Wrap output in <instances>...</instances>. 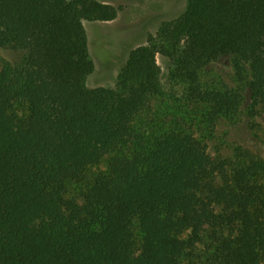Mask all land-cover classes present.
Returning a JSON list of instances; mask_svg holds the SVG:
<instances>
[{
  "label": "trees",
  "instance_id": "obj_1",
  "mask_svg": "<svg viewBox=\"0 0 264 264\" xmlns=\"http://www.w3.org/2000/svg\"><path fill=\"white\" fill-rule=\"evenodd\" d=\"M118 15L99 0H0V49L26 54L0 67V264H264V159L206 143L238 121L244 88L250 115L264 110V0H187L115 88H91L85 22ZM222 54L236 89L201 83Z\"/></svg>",
  "mask_w": 264,
  "mask_h": 264
},
{
  "label": "rangeland",
  "instance_id": "obj_2",
  "mask_svg": "<svg viewBox=\"0 0 264 264\" xmlns=\"http://www.w3.org/2000/svg\"><path fill=\"white\" fill-rule=\"evenodd\" d=\"M106 3L119 9L117 19L85 22L90 55L96 65L94 74L88 80L91 88H115L117 77L130 53L147 44L148 38L155 35L163 24L178 20L185 12L187 0H109ZM25 56V52L20 50L0 49V67L7 64L19 67ZM157 60L161 67L162 80L168 84L169 73L174 67L173 62L161 54L157 56ZM200 76L202 85L207 88L219 87L225 90L239 86L235 77L233 57L230 54H222L204 65ZM244 95L246 100L238 121L232 123L222 119L213 136L206 140L212 155L232 159L235 150L242 147L264 159V110L260 109L257 115L252 117L249 113V88H244ZM161 103L163 102L160 99H154L150 108L154 109ZM25 110H19L21 117L27 116ZM109 156L106 154L100 162L88 167L85 170L87 177L106 171ZM63 182L68 188V177ZM199 245L204 249L202 244Z\"/></svg>",
  "mask_w": 264,
  "mask_h": 264
},
{
  "label": "crops",
  "instance_id": "obj_3",
  "mask_svg": "<svg viewBox=\"0 0 264 264\" xmlns=\"http://www.w3.org/2000/svg\"><path fill=\"white\" fill-rule=\"evenodd\" d=\"M99 1L104 2V3L109 2V0H99Z\"/></svg>",
  "mask_w": 264,
  "mask_h": 264
}]
</instances>
